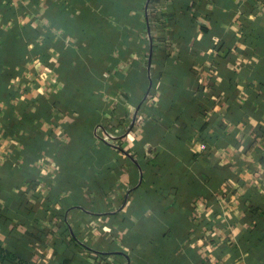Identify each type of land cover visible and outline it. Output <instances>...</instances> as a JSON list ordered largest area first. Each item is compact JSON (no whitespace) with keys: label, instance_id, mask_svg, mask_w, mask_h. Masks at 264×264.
Listing matches in <instances>:
<instances>
[{"label":"crops","instance_id":"obj_1","mask_svg":"<svg viewBox=\"0 0 264 264\" xmlns=\"http://www.w3.org/2000/svg\"><path fill=\"white\" fill-rule=\"evenodd\" d=\"M0 264H264V1L0 0Z\"/></svg>","mask_w":264,"mask_h":264},{"label":"built area","instance_id":"obj_2","mask_svg":"<svg viewBox=\"0 0 264 264\" xmlns=\"http://www.w3.org/2000/svg\"><path fill=\"white\" fill-rule=\"evenodd\" d=\"M263 1H264V0H263ZM201 147H202V149H205V145H202Z\"/></svg>","mask_w":264,"mask_h":264}]
</instances>
